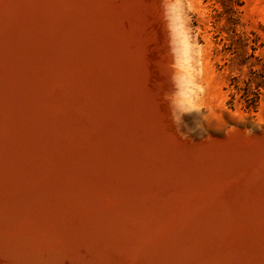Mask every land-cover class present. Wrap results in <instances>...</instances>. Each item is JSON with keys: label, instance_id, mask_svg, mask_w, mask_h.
I'll list each match as a JSON object with an SVG mask.
<instances>
[{"label": "rangeland", "instance_id": "374dc122", "mask_svg": "<svg viewBox=\"0 0 264 264\" xmlns=\"http://www.w3.org/2000/svg\"><path fill=\"white\" fill-rule=\"evenodd\" d=\"M2 1L3 0H0V2H2ZM7 1L8 0H6V2ZM63 1L64 2L60 3V0H56V1L53 0L54 6L56 5L54 8H56L57 11L54 10L53 12H51V10H48L47 13H44V14L41 12L42 14L39 13V15H41L40 19L42 20V23H44L45 25L55 24V26H57V28H58V31H60V32L62 31L59 34V36L56 37V43H58V46L60 45V42L64 43V42H67V40L71 41L74 39H76V40L78 39L80 42H82V44H84L83 45L84 47L87 45L85 47V49L88 48V50H86L87 56H89L90 62L92 61L91 64L92 63L94 64V65L92 64V68L94 69L95 75H99L101 77L103 76L104 79L107 76L106 77V79L108 80L107 82L112 84L113 88L115 87L114 89L117 90V92H118V98H121L119 100V102L116 103L118 106L116 104H112V101L110 102V100H112L113 96H112V94H110L111 89H110V87H108V85H106L107 84L106 83L105 88H106V90H108V93L103 94V96H105V98L103 97L105 102H101V105H100L101 109H100L99 104H98L100 102L99 101L96 104L91 103V104H89V106L87 105L88 110H89V108L95 109V111H98V109H100L98 112H101V110L103 111V109L104 110L106 109L105 111L107 113L109 110L112 112L114 111L116 114H118L117 116H118L119 120L121 119L120 120L121 125L119 126V128L121 130L120 132H122L126 135V136H124V139H128V140H130L129 142H132V144H130L128 142V145H130L128 147L129 149L127 148L128 145L127 146L125 145L123 148H121L122 149L121 152L123 153V155H125V154L129 155L130 157H128V158L135 157L136 158L135 161H134L135 158H132V160L134 162H137V159H138V162L143 161L139 164L141 167H143L145 169H142V168L139 170H137V168L134 169L133 168L134 165H131L134 162L129 161L128 164L130 162H132L130 164L131 166L127 165L129 168L127 167L126 169H122L124 171L123 172L119 168V165H117V167H115L117 162L114 159V154H113L112 150L110 149V147L113 145L112 144L113 142L111 143L112 144L111 146H108V145L104 146V148H103L104 150L100 146H97L95 148V154H93V157H95L97 155V153H100V155H101L103 152H104L103 153L104 156L103 155H101V156L97 155L96 158L98 160H96L95 158L92 159V157H91V159L87 158V161L85 160L84 166L87 165V167L90 168V166L94 167L96 165V167H98L97 170L101 169L100 166H103V168L101 170H99V171H101L100 173H102V172L105 173L106 172L105 170H107V172L110 174V175H107L108 173L105 174L104 180H97L96 181L98 187H99L98 184L101 183L100 188H98V187L96 188V186L95 187H91V186L88 187L85 183L80 182L81 181V180H79V178L81 177L80 175H79L80 177L78 176L77 178L72 177L73 178V179H71L72 181L73 180L76 181L75 179H78L76 182H79L78 184L76 182H73L72 186H74V187L70 186V189H71L70 196H67V197L69 198V200H72V202L67 200L68 198L66 196L62 195L63 194L62 193L59 195L62 198L56 196L57 200H60L59 198H61L60 201H56L55 195H53L52 196L53 200L51 198L52 204L48 200L47 204H46V201H45V203L42 202L40 204V207H39L40 212H42L44 215L47 214L46 216H48V213H50L49 216L51 215V217H52V214L54 215L57 212L56 213L57 216H56V214L54 215V217L56 219L54 221L50 222L49 220H52L53 217L51 218L48 216L47 222H45L43 225H41L40 230L45 229L44 230L45 232H46V230H51V231L47 232L48 235H51L55 230L54 227H56L57 230H55L56 232H54L55 235L53 234L54 236H56L58 234L56 238L59 237V234L63 235L62 233H64V232H65V234H67L66 231L69 230L71 236L76 234L75 236L79 237V238L78 237L77 238L79 239L80 243H77L79 241L74 242V236L71 238V240H73V242L76 245L78 244L79 249L81 247L82 248L80 250L77 248V252H75L76 250L74 251V249H73L72 250L73 253H69V252L65 253L64 250H63V252H61L60 250L62 248L67 247L69 249L71 247L70 245H75V244L74 243L72 244L71 241L66 240L65 243L67 244V241H68L69 245L68 244L66 245L65 243H64V245H62V243L60 242V241L63 242V240H64L62 236H60L61 238L60 237L58 238L60 240H57V242L59 241L60 243L59 242L57 243V242H55L56 238L53 237V239H51L53 236V235H51V236L44 238V242L41 241L38 243L37 246L39 247V250H38L39 254L37 255V253H36L34 259H33V257L30 258V256H29L30 259L28 257H26L27 258L26 260H28V261L30 260L28 263H31V264H45L46 263L47 264L48 263L47 260H49L48 264H55V262H56V264H57V262H58V264H62L63 262H64L63 264H65V263L66 264H72V263H74V264L79 263L80 264L83 262L82 259H84L85 256H86L85 258L88 259L89 257H87V256H90L94 252L93 249L95 250L96 247L97 248L99 247L101 250L102 249L105 250V251H100V249H98V251H99L98 253L100 254V252H101L102 255H100V256H102L104 258L103 259L99 258L100 256L98 257L97 256L98 254H95V256L98 257L99 260L95 257L94 258L96 259V261L97 260L99 262L102 261L101 264H107V262L110 260L111 261L108 262V264L109 263L110 264H114V263L115 264H124L123 262L125 260H127V261H125L127 264H129L128 261H130V263H132L134 261V262H138L135 264H140V263L142 264V260L140 262L139 255L134 252L135 251L134 249H137L138 247L141 246L140 243H142L144 245L145 249H147V250L149 249V251L151 253L156 251L155 253H153L154 255L152 257L159 260V257L161 258L164 253H165V256H167L170 254L172 249L174 251L175 248H177L178 242L176 241V239L179 236L178 232H180L181 230L183 231V229H184V227H186V225L192 226L191 224H189V223H191V220L189 218L194 217V215H196V214L201 215L203 211L206 212V214L208 215L210 212L208 210L207 204L208 203L211 204V203L215 202L218 206V209H217L218 210L217 212L219 213L218 216H220L217 218L218 221L215 224L216 228L215 227L212 228L210 226L208 227V226L202 225L200 227H197L196 230H193V232L191 231L192 233L189 232L191 235L193 234L191 237L189 236V233H187V235L189 236V237L187 236L188 239L185 238L183 240V242L181 243L182 244V247H181L182 248V251H181L182 252V256H181L182 259H181V261L178 260L176 264H178V262H180V264H223V261L227 262L226 264H243V263L244 264H264V217H262L264 215V211H263L264 210V207H263L264 206V188H262V187H264L263 186L264 183H261V182H264L263 181L264 175H262V177L261 176L260 177L259 176L254 177V175H253L252 177L247 178V179H242L243 174L239 178L236 177V176L240 175L239 172L237 171V169L238 170L239 169L244 170V172H246L247 169H253L254 170L255 168L257 169V167L260 166V164L263 162L262 160H264V136L260 140H258L257 142L252 141V143H250L249 145H247L248 143H246L245 141L244 142H242V141L237 142L236 141V140H238V137L255 139V138L259 137L260 135L264 134V94L261 96L259 103H258L256 108L250 107L247 109V108H245L244 102L240 99L241 93L237 94V91L234 88V85H238L239 87H242L244 85L243 81L249 75V69L251 67H253L255 70H257L260 68V65L262 63H264V0H188V2L191 4V7L194 9V21H193V25H192L194 27L193 32H194V35L202 43L203 50H204L203 74H202V77H199V80H200V83L205 87V96L203 98L202 103H204L206 105V107H205V110H201V112H202V114L206 113L207 122L204 125L203 130L196 129V127L198 126V123H199V121H198L199 117H197V114L192 113L190 115H185L183 117V125L180 128V132H178V130L175 128V126L170 121L171 107H170V102H169L168 97L172 94V92L174 90L173 83H172V77L174 74H176V69L173 67L174 57L170 51L169 33H168V30L166 27V21L163 17V14H162L160 0H128V1L127 0H98V1L92 0L93 3H91V0L88 2L86 0H77V1L76 0L75 1L74 0H66V1L63 0ZM72 2H76L75 5ZM26 4H27V2H26ZM13 5L16 7L19 6V4H17V3L15 5L14 1H13ZM13 5H12V7H14ZM62 5H63V7L65 5V8H63ZM68 5H70V6L73 5V6L70 7ZM90 5H92V6H90ZM16 7H14V8H16ZM73 7H75V8H73ZM175 7L178 10L179 6L177 5ZM62 9L63 10L66 9L65 10L66 13ZM68 9H70L69 13L67 12ZM31 10L32 9H31L30 5L26 7V13L27 14H31ZM73 10L75 11V14L73 13L74 12ZM63 12H64V14H63ZM69 14H70V16H69ZM76 14H77V17H76ZM62 15H64V16H62ZM80 15H82V17ZM82 18L84 19V21ZM17 22H18V20L13 25H17ZM79 23H80V25H79ZM13 25H12V27H13ZM23 25H25V24L20 23L16 26V28L13 27L14 29H12V27H11V31L15 33L16 37H18L20 34H21L20 36L22 37L23 33H24V37H26L25 31H23V30H25L22 27ZM18 26L21 28H19ZM171 27L173 28L174 41L177 44V47H176V59H177L176 67L181 68V70H183L184 66H185L184 55L186 54V41H185V46L183 48H181L179 45V40L182 36L181 30L178 28L176 23H173L171 25ZM9 29H6L5 31H2V32L6 36H8L9 33L11 32ZM81 33H84V34H81ZM63 34H67V36L64 35L62 37ZM69 35H71V36H69ZM75 35L79 38H77ZM65 37H67L68 39ZM64 39H67V40L64 41ZM129 40H131V41L129 42ZM111 42H113V43H111ZM89 43H90V45H88ZM92 46L94 48H92ZM91 48H92V52L90 51ZM93 49L95 51H97V53L95 51H93ZM112 51L113 52L115 51V52L113 53ZM91 55H93V56H91ZM82 59L86 60V59H84V56H80V60H82ZM106 60H108V62H106ZM79 63H80V61H79ZM80 64L83 65L84 62L82 61ZM119 64H121V65L117 66ZM100 67H102V68H100ZM102 69L105 71V73H103L104 71ZM108 70H110V71H108ZM101 72H102V74H101ZM116 72H118V74ZM192 74L195 75L194 72ZM177 75L180 76L181 73H178ZM25 81L28 82L29 81L28 78H26V80H24V81L21 79L22 84L19 85L20 88L17 87L15 89L18 91V94H16V97H14V98H13V96L11 97L13 104H14V105H12L13 107H17L20 104L18 107H21L20 109H23V107H22L23 103L26 106V102H28V100H26V97H25L27 95V91H28V88H27L28 84L25 83ZM14 82H17V81L11 80V83H13V85H16V83H14ZM59 82L56 81L55 83H52L47 88V90L45 91L46 94L44 95V98H46V99L49 98L51 101V97H54L53 98L54 100H56V99L58 100V98H60L62 96V93H63L62 89H61L62 86ZM185 83H190V81H185ZM23 85H25L27 87H24ZM54 87H55V89H54ZM21 90L24 91L25 95L23 92H21ZM50 92H52V93H50ZM58 92L60 93V95H58ZM22 94H23V96H22ZM232 95H234L233 101L231 100ZM19 97L23 98L24 102ZM91 105L93 107H91ZM69 111L71 114L74 115V117L77 116L74 120L80 119L79 121H83L84 115L82 116L79 113L76 114L74 110H73L74 112H71L72 109ZM233 113H235V115H233ZM0 115H1V112H0ZM80 117H83L82 120ZM194 121H195V123H194ZM1 122H2V119L0 117V126H1ZM105 133H106V130H105ZM127 134H128V136H127ZM133 135H135V137H133ZM136 135H137V138H136ZM76 138H75V140H77L78 144L75 142L74 139H72L73 142H71V140H70V142L65 141V143L69 142V144L63 143L64 146L65 145L67 146V148L65 150L70 149V151H68L69 153L72 152V153L78 154L81 151L84 152L87 149H89L88 147H93L92 144H94L93 142L96 141V139H94L93 137H92V139H91V137L86 138V137H82V136H78V138L77 139ZM79 138L82 140H80ZM106 138H107V136H106ZM132 138L136 141L132 140ZM83 139H84V141H83ZM86 139H87V142L85 141ZM148 140H150V141H148ZM105 141L107 142V140H105ZM133 141L135 142L134 143L135 145L138 144L137 143L138 141L139 142L141 141L142 143H140L139 146L138 145L135 146L133 144ZM183 141H184V143H183ZM109 142H107V143L104 142V143L110 145ZM81 143H82V145H81ZM151 143L153 144V146L151 145ZM179 143H180V145H179ZM79 144H80V146L78 147ZM87 144L89 146H86ZM147 144H149V145H147ZM181 144L182 145L184 144V145L182 146ZM191 145L192 146L194 145V146L191 147ZM81 146H82V149H81ZM114 146L115 145H113L112 147H114ZM149 146L151 147V149ZM60 147H62V146H60ZM242 147L245 149H243ZM71 148H72V151H71ZM152 148H153V150L155 149V151H154L155 153L158 151L157 153L160 155L159 158L153 157L154 155L152 154L153 153ZM112 149H114V148H112ZM93 150L94 149H92V151H90V152H93ZM150 150H152V151H150ZM208 150H209V152H208ZM62 151H64V150H62ZM143 151L144 152L147 151V152H149V154L144 153ZM208 153H210V155ZM138 154H139V156H138ZM127 155H125V156L127 157ZM146 155L148 156V159H147V157L145 158ZM206 155L208 158L206 157ZM105 156L110 157V159L105 158ZM140 156H142V157H140ZM150 156H152V157H150ZM196 156H197V158H199V157L200 158L197 159ZM101 157H104L105 159L101 158ZM151 158H153L154 160ZM261 158H262V160H261ZM99 159L101 162L103 160L105 161L106 159L110 160V162L105 161L106 162L105 163L103 161L101 164V162L99 163ZM155 159H157L156 162H155ZM90 160H92V162H93V160H96L95 162L98 161L97 163L99 165L95 162L93 164ZM161 160H162V162L160 163ZM88 161H90L92 164ZM193 161H195V162H193ZM192 162L194 164L196 163L197 165L196 164L194 165ZM234 162H235V164H234ZM249 162H251V163H249ZM88 163H90L91 165ZM103 163H105V164H103ZM108 163L110 165H112V167ZM147 164L149 165L148 167H147ZM76 165H77V163H73V165H71V166L73 169H75L78 167V165L77 166ZM200 165H202L203 167ZM228 165H229V168H228ZM71 166L69 164V167H66L68 170L66 168L65 169L61 168V169H59L60 171L58 170L55 173L59 174V172H60V173L65 175L64 171L65 172L70 171L69 172V174H70L71 171L73 170V169H71ZM170 166L172 169L170 168ZM189 166H191L192 168H190ZM255 166H257V167H255ZM153 167H154V169L155 168L156 169L153 170ZM198 167L200 170L198 169ZM222 167H223V169H222ZM147 168H148V170H147ZM202 168H204V169H202ZM233 168H235V171ZM63 169H64V171H61ZM90 169H92V168H90ZM109 169H111V170L108 171ZM195 169L197 170V172ZM116 170H118V171L115 173L114 171H116ZM203 170H205V171H203ZM212 170H213V173H212ZM136 171H138L139 174L136 175V173H137ZM139 171H141L142 173L140 174ZM146 171H148V172H146ZM150 171H151V173H150ZM155 171H156V173H155ZM244 172H242V173H244ZM100 173L97 172V174H100ZM112 173H114L115 175ZM117 173H118V175H117ZM122 173H124L123 176H122ZM69 174L66 173L67 176ZM119 174L122 177H120ZM147 174H148V177L146 176ZM187 174L189 177L187 176ZM244 174L248 175V172L244 173ZM71 175L72 174H70V176ZM132 175H134V176L132 177ZM72 176H75V175H72ZM149 176L150 177L154 176V179L149 178ZM227 176L229 178H227ZM143 177H145L144 179H145L146 183L150 181L149 183H151V184H149V183L146 184L144 182ZM203 177H204V179H203ZM213 177L215 178L216 182L218 181L217 183L215 182ZM67 178H70V177H67ZM106 178L108 180L105 181ZM155 178H156L158 184H155L156 183ZM183 178H184V180H183ZM254 178L259 179L257 181V183H256V180L255 181L253 180ZM109 179H110V181H109ZM113 179H115L114 180L115 182L113 181ZM188 179H190V180H188ZM206 179H207V181H206ZM118 180L119 181L121 180V182H119ZM125 180H127V181H125ZM141 180H142V182H141ZM152 180L153 181L155 180V182H153ZM182 180L184 182H186V181H190V182H186L184 184L182 182ZM194 180H196V182H194ZM260 180H262V181H260ZM103 181H105V184L103 183ZM170 181H172V182H170ZM199 181H201V182H199ZM106 182L107 183L109 182V184H111V183L112 184L109 186V184H106ZM143 182H144V184L142 185ZM202 182H204V183H202ZM228 182H230V183H228ZM7 183H9V182H6L5 184H7ZM120 183L123 185L121 186ZM2 184H3V182H2ZM76 184L81 186V187H79V186L77 187ZM102 184H104V185L101 187ZM189 184H190V186H189ZM230 184H231V186H230ZM67 185H68V183H67ZM138 185H140L141 187ZM157 185L160 186L161 188L158 187ZM82 186H83V188H82ZM193 186H197V187L192 188ZM202 186H203V188H201ZM204 186H206V187L204 188ZM155 187L158 189H155ZM208 187H209V189H208ZM0 188H1V185H0ZM95 188L98 190L102 189L101 190L102 192L105 190L103 193H104L105 197L107 194L108 199L105 200L104 195H102L103 193L101 191H98V190L96 191ZM143 188H144V190H142ZM179 188H181L180 191L177 190ZM260 188H261L262 192L260 191ZM31 189H33V188H31V187L29 188V186L21 187L20 189H17V191L15 192V195H13L14 196L13 198H9V197L1 198L0 199L1 200L0 201L1 206L3 205V207H5V209H6V207L9 204H11V206L14 205L16 203L15 201L17 199L25 197L26 194H28V192ZM90 189L93 190V193L92 192L90 193ZM109 189H111L112 191H110ZM118 189L122 192L123 195L126 193L124 195L125 197H122L123 195L121 194L120 191H119V196H118ZM136 189L137 190L141 189V190H139V193H137L138 191ZM174 189H175V191H174ZM204 189L207 191H205ZM129 190H130V192H129ZM155 190H157L156 191L157 193L156 192L154 193ZM159 190H161V191L159 192ZM176 190H177V193H176ZM208 190H210V191H208ZM73 191L75 193L77 192L78 194H74ZM127 191L129 192L128 194L130 195L129 198H128L129 195H127ZM142 191H143V193H141ZM96 192L97 193L99 192V193L96 194ZM105 192H106V194H105ZM110 192H112V193L114 192V194H113L114 196ZM108 193L110 195H108ZM133 193H135L137 195L134 196ZM159 193H161V194H159ZM257 193H258V195H257ZM17 194L18 195L21 194V197L17 196ZM147 194H149V196ZM150 194H152V195H150ZM156 194L161 199H159ZM71 195H73V196H71ZM80 195L82 197H80ZM97 195L99 197H101V196L103 197V201H102V202H104L103 205H101L102 202L100 201V200H102V198L99 200L98 199L99 197ZM132 195L135 198H133ZM140 195H141V197H140ZM165 195H166V197H164ZM109 196H113L111 198H113V199L115 198V200L110 199ZM148 197H150V199L151 198L154 199V197H155V199L154 200L152 199L153 201H151ZM77 198H79V199L81 198V200H79ZM91 198H93V199L96 198V199L91 200ZM140 198L143 200H141ZM133 199H134V201H136L135 204H139L138 205L139 207H137V205L135 206V204H133L134 202L132 203ZM257 199H258V201H257ZM5 200H7V202H10V203L9 204L6 203ZM84 200L86 201L87 205H86ZM125 200H126V202H125ZM244 200H246V201L244 202ZM68 201H69V203H68ZM91 201H93V202H91ZM94 201H97L98 203L100 201V203L97 204ZM106 201L108 204L106 203ZM128 201L130 203H132L133 205L127 204V203H129ZM139 201H140V203H139ZM12 202L14 204H12ZM66 202H67V204H66ZM77 202H79V203H77ZM113 202L116 204V206H118V208H116V206H115V204H113ZM150 202L151 203L153 202L156 205L153 203L151 204ZM62 203H64V204H62ZM71 203H73L74 208L73 207L71 208V206H73ZM81 203H82V205H81ZM109 204H111V207H112L111 210L110 209L108 210V208H110ZM122 204H124L123 205L124 208L127 207V205H130V207L133 209V210H131L132 213H130V214L131 215L133 214L132 216H134V218L137 219V220L130 219L131 222H130V220H128L127 223L130 222L131 224L130 223L127 224L126 227L128 229L125 230L124 233H118V234H116L117 236H115V234H114V236H115V238H114L112 235V231L108 232V233H110V235H112V236H110V238L108 237L109 240L106 237L109 235L108 233L106 234V236L102 235L103 238H102V236L99 237V236H93V235L91 236V238L90 237L86 238L87 235H85L84 233H82L83 231H81V230H83V228L81 226H79L80 225V222H79L80 217L76 218L74 216V215L78 214L77 213L78 210L79 211L81 210L80 212H82L84 215L87 212L86 216H90V215H92V213L94 214L95 211L97 212L98 209L101 211L104 210L103 209L104 207H102L100 209V205L101 206L106 205L105 207L107 209L105 208L104 211L107 210V212L109 211L108 212L109 214H112V213H115L114 212L115 210L119 211L120 208L123 209ZM158 204L159 205L161 204V205L158 206ZM42 205L47 206V209H46V207H44ZM150 205H151V208L153 207L152 209H150V207H146V206H150ZM154 205H155V207H154ZM14 206H16V205H14ZM68 206H69V210H68ZM91 206H93V207H91ZM94 206H96L97 209ZM205 207H207V208H205ZM41 208H42V210H41ZM82 208H83V210H82ZM154 208H156V209H154ZM48 209L50 210V212L48 211ZM70 209L71 210L78 209V210L76 212H75V210L72 212ZM84 209H87V210L89 209V210L87 211ZM143 209H144V211L145 210L146 211L144 212ZM0 210H1V208H0ZM156 210H158V211H156ZM241 210H243V211L241 212ZM59 211L60 212L63 211V213H64V217H63L62 212H61V214H59V217L64 219V221H63L64 226H63V222H62L63 219H61V218L60 219H61L62 225L60 224L61 222H60V219L58 217V213H60ZM66 211H70L72 213L70 214V212H69V214H70L69 215V214H67ZM104 211H103V213H104ZM136 211H138V212H136ZM142 211L144 213L140 214V212H142ZM90 212H92V213H90ZM98 212H100V211H98ZM73 213H74V215H73ZM82 213H79V214L81 215ZM103 213L100 212V213H97V215H100V214L102 215ZM144 214H146L147 216L146 215L144 216ZM104 215L107 216L108 214L105 212ZM150 215L153 217L150 218L149 217ZM233 215H234V217H233ZM77 216H79V215H77ZM132 216H131V218H133ZM142 216H144L145 220H147V223L149 224V228L151 229V230H149V232H150L149 236L141 237L140 232H142V230H143L142 228L144 225L142 226L139 224V226H138V223L140 222V220H143ZM196 216H198V215H196ZM70 217L72 219H75L76 221L70 220L71 219ZM187 217H189V218H187ZM57 218H58V220H57ZM65 218H67V220H65ZM150 219H152V220H150ZM228 219H229V221H228ZM6 220L8 221V219H6ZM56 220L59 221V223ZM222 220H224V221H222ZM1 221H2V219H0V222ZM48 221L50 222L49 224L54 225L53 228H52V225L50 226L52 229L49 228V225L47 226ZM71 221L75 222V223L73 224ZM150 221H151V223H150ZM166 221H167V224H166ZM161 222H162V224H161ZM227 222H228V225H227ZM68 223L69 224L72 223L71 224L72 227L68 228V225H66ZM237 223H239V224H237ZM230 224H232V225H230ZM235 224H236V228H238L239 231H237L236 229H233V228H235ZM247 224H249V225L247 226ZM45 225L47 226L48 229L46 228ZM74 225H76V226H74ZM66 226H67V228H66ZM136 226H137V228H136ZM165 226H167V227H165ZM253 226H254V228L256 226V228H255L256 230L251 229V228H253ZM57 227L60 229H58ZM62 227L64 230L62 229ZM230 227H232V228H230ZM65 228L68 230L65 231ZM70 228H71V230H70ZM72 228H73L74 232H73ZM178 228H179V230H177ZM239 228H241V229H239ZM243 228L246 229V232L244 231ZM75 229H76V231H75ZM138 229L140 232H138ZM204 229L206 231H203ZM77 230L81 231V232L78 231V233H80V235L77 233ZM154 230H155V232H154ZM26 231H28V233H29L30 229L28 228ZM44 231H41L40 233L42 234V233H44ZM199 231L202 233L204 232V233L200 234ZM216 231L220 232V233H218L219 235H216L217 233H214ZM17 232H12L15 234H11L8 237L9 238L8 240H7V238H5L6 240H3V241H5V243L2 242V240H0V249L1 250L4 246V245H2V243L6 244L5 245L6 248H7V245H11L10 243H12L11 239H13V236H18L19 232L18 233ZM69 232H68V234H69ZM71 232H72V234L73 233H75V234L72 235ZM137 232L139 233V235L135 234ZM194 232H195V236H194ZM198 232H199V234H198ZM258 232H259V235L260 234H263V235H260V237H258L259 236ZM113 233H115V232H113ZM159 234H160V236H159ZM163 234H164V236L161 237ZM167 234H168V236H167ZM126 235L127 236L129 235L128 238H125ZM137 235L140 237H138ZM154 235H155V237H154ZM200 235H201V237H198ZM211 235H212V237L210 238ZM231 235H232V237H231ZM29 236H31L30 233H29ZM218 236H220V242H219ZM104 237H105V239H104ZM112 237H113V240L111 239ZM77 238L75 240H77ZM89 238L92 241V243H91V241H89ZM100 238H102V239L100 240ZM141 238H142V240H141ZM161 238H163V240ZM200 238H202L203 240ZM204 238L208 239V241ZM130 239H133L132 243H131ZM50 240L52 242H49ZM150 240H152V241H150ZM160 240H162V241H160ZM169 240L170 241L172 240V242H171L172 245L169 244V242H170ZM96 241H98V242H96ZM101 241H104V242H101ZM159 241L162 243H158ZM47 242H49L51 245ZM53 242L57 243L58 245L57 244L54 245ZM105 242L108 245L107 249H108V247L109 248L111 247L110 249L112 251L109 249L108 250L105 249L106 244H105V247L103 245ZM113 242L114 243L118 242V243L114 244ZM122 242L123 243L126 242L125 245ZM194 242H197V243H194ZM93 243L95 246L93 245ZM147 243L148 244L150 243V244L148 245ZM156 243L159 245L157 246ZM216 243H218V246L215 245ZM225 243H227V244H225ZM52 244H53V247H52ZM60 244L62 246H59ZM86 244H89L90 246L86 245ZM98 244L99 245L101 244L100 246H103L104 248L100 247ZM126 245H127V247H125ZM225 245L226 246L228 245V246L226 247ZM68 246H70V247H68ZM114 246H116V248L118 247L117 254H119V257H118V255H115L117 249ZM153 246H155V248L159 249V250L157 251V250L153 249L154 248ZM215 246L217 247V249H215L216 248ZM231 246H232V248H231ZM84 247H87V248H84ZM131 247H133V248H131ZM157 247H159V248H157ZM162 247H164V248L166 247V248L164 249ZM213 247H215V248H213ZM228 247H230V248H228ZM238 247H240V248H238ZM89 248H91V249H89ZM223 248H225V249H223ZM55 249L57 251L56 253H54ZM121 249H124V250H122L124 253L120 251ZM162 249H163V251H162ZM3 250H5V248H3ZM3 250L0 251V252H2V253H0V256L1 257L3 256L2 258L0 257V261H1L0 263L2 264V262H3V264H13V263L15 264V261H13V259L11 260V258H13V256L10 253H8L7 251H3ZM89 250H91L92 253L89 252ZM229 250H231L232 252L231 251L229 252ZM66 251H68V250H66ZM83 251H84V253H83ZM106 251H107V253H106ZM109 251H110V253H109ZM187 251L188 252L190 251L191 253H188ZM207 251H208V253H207ZM59 252H60V255L65 254L64 256L63 255L61 256L62 259L60 258V255L58 254ZM78 252H79V254H77ZM86 252H88V253H86ZM125 252H127V253L134 252V253H130V256H129ZM157 252H159V254ZM200 252L202 253L203 258L201 256H199L201 254ZM217 252H219V253H217ZM45 253L48 254L49 256H47ZM52 253H54V255ZM95 253H97V252L95 251ZM25 254H27V256H28L29 253H25ZM51 254H52V256L50 257ZM81 254H84L85 256L81 255ZM112 254H114V255H112ZM132 254H135V255H132ZM156 254H157V256H156ZM189 254H191V255H189ZM195 254L198 255V257L195 256ZM225 254H228V255L230 254V255L228 257H227V255L223 256ZM4 255H5V258L8 255H10V258L8 256V258L10 259L9 262H11V261L12 262L7 263L6 261H8V260H6V259H8V258L5 259ZM56 255L59 257H56ZM80 255L82 256V259H80V257H81ZM126 255L128 257H126ZM188 255L190 257V259H188V260H191V256H192V260L195 258L193 261L191 260L192 261L191 263L189 261L185 260L186 259L185 257L189 258ZM204 255H205V257H204ZM36 256H39V257L36 258ZM115 256H116V258H115ZM42 257H43V259H42ZM69 257L72 260L68 262V260H70ZM76 257H78V258H76ZM110 257H114L115 260L117 259V261H115L113 258H110ZM218 257H220V258H218ZM67 258H68V260H66ZM74 258L77 261L74 260ZM124 258H126V259H124ZM129 258H130V260H129ZM222 258H224V259H222ZM229 258H231V259H229ZM106 259H107V262L104 263V261ZM122 259H124V260L122 261ZM138 259H139V261H138ZM183 259L185 262L183 261ZM200 259L202 261H198ZM212 259H213V261H212ZM40 260H42V261L40 262ZM232 260H234V261H232ZM51 261H52V263H51ZM98 261L95 264H97ZM113 261H115V262H113ZM216 261H218L219 263ZM181 262H183V263H181ZM211 262H214V263H211ZM28 263H26V264H28Z\"/></svg>", "mask_w": 264, "mask_h": 264}, {"label": "bare ground", "instance_id": "6f19581e", "mask_svg": "<svg viewBox=\"0 0 264 264\" xmlns=\"http://www.w3.org/2000/svg\"><path fill=\"white\" fill-rule=\"evenodd\" d=\"M13 1L15 2V5H16V3L17 4H19V6L18 7H16V6H14L13 5ZM56 1V0H55ZM66 1V0H65ZM75 1V0H74ZM77 1V0H76ZM87 2L88 1H90V0H86ZM98 1V0H97ZM128 1V0H127ZM26 2H27V4H26ZM58 2V1H57ZM61 2H64L63 0H60V3ZM71 2V1H70ZM72 3H74V5H75V3L76 2H72ZM90 3V2H89ZM91 3H93L92 2V0H91ZM111 3V2H110ZM22 4V5H21ZM67 4V3H66ZM78 4V3H77ZM76 4V5H77ZM109 4V3H108ZM12 5L14 6V7H16V8H14V7H12ZM31 6V14H27L26 13V7L27 6ZM97 5V4H96ZM56 6V5H55ZM54 6V2H53V0H8L7 2H6V0H3L2 2H0V112H1V115H0V117H1V119H2V122H1V126H0V185H1V190H0V199L1 198H5V197H9V198H13L14 196L13 195H15V192L17 191V189H20L21 187H27V186H29V188L31 187V188H33V189H31L29 192H28V194H26V196L25 197H22V198H19V199H17L15 202V204L12 202V204H14V205H16V206H14V205H12L11 206V204H9L10 202H7V200H5V202L6 203H8L9 205V207L7 206L6 207V209H5V207H3V205L1 206V204H0V208H1V210H0V219H2V221L0 222V240H2V242H4L5 243V241H3V240H6L5 238H7V240L9 239L8 237L11 235V234H15V233H12V232H17L18 233V236H13V239H11L10 241L12 242V243H10L11 245H7V248L5 247V245L6 244H3L2 242V245H4L3 246V248H5V250H3V248H2V250L3 251H7L8 253H10L12 256H13V258H11V260L13 259V261H15V264H26V263H28L29 261L28 260H26L27 258L26 257H28L29 258V256H30V258H32L33 257V259L35 258V255H36V253H37V255L39 254L38 253V250H39V247L37 246L38 245V243L39 242H44V238H46V237H48V236H51V235H53L54 234V232H56L55 230H57L56 229V227H54V232L51 234V235H48V231H51V230H46V232L44 231L45 229H43V230H40V228H41V225H43L45 222H47V217L49 216V214L50 213H48V216H46V215H44L42 212H40V209H39V207H40V204L42 203V202H44L45 203V201H46V204H47V201L49 200L50 202L53 200V198H52V196L53 195H55V198H56V196H58V197H61V196H59L60 194H62V195H64V196H70V192H71V189H70V186H72V184H73V182H76L78 179H75L76 181H72L71 179H73L72 177H78L79 175L81 176H79L80 178H79V180H81L80 182H82V183H85L88 187H95L96 186V188L98 187L97 186V183H96V181L97 180H104V178H105V174H107L108 172H107V170H105L106 172L104 173V172H102V173H100L101 171H99V170H101L102 168H103V166H100L101 167V169H99V170H97V168L98 167H96V165L93 167H91L90 166V168H92V169H90V168H88L87 167V165H85L84 166V164H85V160L87 161V158H90L91 159V157H92V159L93 158H95L96 160H98L97 158H96V156L98 155H100V153H97V155L95 156V157H93V154H95V148L97 147V146H100L102 149L104 148V146H111L112 144L113 145H115L114 147H110V149L112 150V152H113V154H114V159L116 160V162H117V164H116V166L115 167H117V165H119V168L122 170V169H126L128 166L127 165H130L132 162H134L135 160H136V158L135 157H131V158H128V157H130L129 155H127V154H125V155H127V157L125 156V155H123V153L121 152L122 151V149L121 148H123L125 145L127 146L128 145V142L130 141V140H128V139H124V136H126L124 133H122V132H120L121 130H120V128H119V126L121 125L120 124V120H119V118H118V114H116L114 111L112 112V111H109L108 110V113L103 109V111L101 110V112H98L100 109H101V107H100V105H101V102H105L104 101V98H105V96H103V94H105V93H108V90H106V86H105V84L106 85H108V87H110V89H111V93L110 94H112V96H113V98H112V100H110V102L112 101V104H116V103H118L119 102V100L121 99V98H118V92H117V90H115L114 88H113V86H112V84H110V83H108L107 81V79H106V77H105V79L103 78V76L101 77V76H99V75H95V73H94V69L92 68V64H91V62H90V58H89V56H87V52H86V50H88V48L87 49H85V47L87 46H83L84 44H82V42H80L78 39L76 40V39H74V40H71V41H68L67 39V37H65V38H67V39H64V41H66L67 40V42H64V43H62V42H60V45L58 46V43H56V37H58L59 36V34L62 32H60V31H58V28H57V26H55V24H48V25H45L44 23H42V20L40 19L41 17V15H39V13L40 14H44V13H47V11L48 10H51V12H53L54 10L55 11H57V9L56 8H54L55 7ZM68 6H70V5H68ZM73 6V5H72ZM72 6H70V7H72ZM90 6H92V5H90ZM94 6V5H93ZM62 7H63V5H62ZM69 7V8H70ZM76 7V6H75ZM75 7H73V8H75ZM121 7V6H120ZM59 8V7H58ZM63 8H65V5H64V7ZM68 8V7H67ZM95 8V7H94ZM47 9V10H46ZM88 9V8H87ZM118 9V8H117ZM61 10V9H60ZM63 10V9H62ZM66 10V9H65ZM65 10H63L64 12H65ZM69 10L70 9H68V13H69ZM30 11V10H29ZM74 11V10H73ZM132 11V10H131ZM15 12V13H14ZM42 12V13H41ZM64 12H63V14H64ZM29 13V12H28ZM66 13V12H65ZM72 13V12H71ZM74 14H75V11L73 12ZM73 14V15H74ZM78 14V13H77ZM77 14H76V17H77ZM125 15V14H124ZM62 16H64V15H62ZM69 16H70V14H69ZM72 16V15H71ZM81 17H82V15H80ZM68 17V16H67ZM66 18V17H65ZM116 18V17H115ZM133 18V17H132ZM141 18V17H140ZM67 19V18H66ZM71 19V18H70ZM79 19V18H78ZM81 19V18H80ZM83 19V18H82ZM118 19V18H117ZM18 20V22H17V25L18 24H20V23H24L25 25H23L22 27H23V29H25V30H23V31H25V36L26 37H24V33L22 34V37L19 35L18 37H16L15 36V33L14 32H12L11 31V27H12V25L16 22ZM23 20V21H22ZM86 20V19H85ZM137 20V19H136ZM83 21H84V19H83ZM82 21V22H83ZM126 22V21H125ZM84 23V22H83ZM82 23V24H83ZM129 23V22H128ZM78 24V23H77ZM3 25V26H2ZM17 25H13V27H15L16 28V26ZM79 25H80V23H79ZM6 26V27H5ZM86 26V25H85ZM123 26V25H122ZM12 27V29H14ZM19 27V26H18ZM10 28V29H9ZM19 28H21V27H19ZM83 28V27H82ZM6 29H9L11 32L9 33V35L8 36H6L2 31H5ZM75 29V28H74ZM16 30V29H15ZM22 30V29H21ZM19 31V30H18ZM129 31V30H128ZM146 31V30H145ZM2 32V33H1ZM67 32V31H66ZM80 32V31H79ZM143 32V31H142ZM21 33V32H20ZM99 33V32H98ZM129 33V32H128ZM144 33V32H143ZM77 34V33H76ZM80 34V33H79ZM81 34H84V33H81ZM64 35H66L67 36V34H63L62 35V37L64 36ZM78 35V34H77ZM142 35V34H141ZM140 35V36H141ZM69 36H71V35H69ZM76 36V35H75ZM83 36V35H82ZM88 36V35H87ZM93 36V35H92ZM138 36V35H137ZM77 37V36H76ZM129 37V36H128ZM72 38V37H71ZM77 38H79V37H77ZM87 38V37H86ZM145 38V37H144ZM62 39V38H61ZM81 40V39H80ZM141 40V39H140ZM143 40V39H142ZM63 41V40H62ZM131 40H129V42H130ZM92 42V41H91ZM90 42V43H91ZM63 45H62V44ZM90 43L88 44V45H90ZM96 43V42H95ZM111 43H113V42H111ZM137 44V43H136ZM93 45V44H92ZM97 45V44H96ZM128 45V44H127ZM139 45V44H138ZM104 46V45H103ZM142 46V45H141ZM92 48H94L93 46H92ZM92 48H91V52H92ZM112 50V49H111ZM123 50V49H122ZM93 51H95L94 49H93ZM149 51V50H148ZM152 51V50H151ZM96 53H97V51H95ZM106 52V51H105ZM113 52V51H112ZM115 52V51H114ZM113 52V53H114ZM94 53V52H93ZM104 53V52H103ZM131 53V52H130ZM149 53V52H148ZM107 54V53H106ZM84 56V59H86V60H80V56ZM96 55V54H95ZM110 55V54H109ZM88 58H87V57ZM91 56H93V55H91ZM107 56V55H106ZM131 56V55H130ZM146 56V55H145ZM104 57V56H103ZM118 57V56H117ZM97 58V57H96ZM146 58V57H145ZM92 59V58H91ZM110 59V58H109ZM117 59V58H116ZM98 60V59H97ZM118 60V59H117ZM148 60V59H147ZM79 61H80V63L83 61L84 62V64L83 65H81L80 63H79ZM149 61V60H148ZM102 62V61H101ZM106 62H108V60H106ZM105 62V63H106ZM111 62V61H110ZM121 62V61H120ZM119 62V63H120ZM108 64V63H107ZM94 65V64H93ZM121 64H119V65H117V66H120ZM142 66V65H141ZM106 67V66H105ZM97 68V67H96ZM100 68H102V67H100ZM104 69V68H103ZM102 69V70H103ZM114 69V68H113ZM155 69V68H154ZM116 70V69H115ZM98 71V70H97ZM104 71V70H103ZM107 71V70H106ZM108 71H110V70H108ZM117 71V70H116ZM113 72V71H112ZM103 73H105V71L103 72ZM111 73V72H110ZM117 74H118V72H116ZM101 74H102V72H101ZM177 74V73H176ZM117 76V75H116ZM26 78H28V82H26L25 81V83H27L28 85V87L27 86H25V85H23L24 87H27L28 88V91H27V95L25 96L26 97V100H28V102H26V106L24 105V100H23V98H20L22 101V103H23V109H20L21 107H13L12 105H14L13 104V101H12V96H13V98L14 97H16V94H18V91L17 90H15L17 87H19V85H21L22 84V82H21V79L24 81V80H26ZM121 78V77H120ZM113 79V78H112ZM11 80H15V81H17V82H14V83H16V85H13V83H11ZM62 80V81H61ZM56 81H60L59 83L61 84V86H62V96L60 97V98H58V100L56 99V100H54L53 98L54 97H51V101H50V99L48 98V99H46V98H44V95L46 94L45 93V91L47 90V88L52 84V83H55ZM105 82V83H104ZM19 83V84H18ZM30 85V86H29ZM57 85V84H56ZM23 87V88H24ZM20 88V87H19ZM58 88V87H57ZM56 88V89H57ZM60 88V87H59ZM132 88V87H131ZM54 89H55V87H54ZM25 90V89H24ZM49 90V89H48ZM167 90V89H166ZM26 91V90H25ZM55 91V90H54ZM21 92H23L24 93V91H22L21 90ZM48 92V91H47ZM53 92V91H52ZM52 92H50V93H52ZM61 92V91H60ZM54 93V92H53ZM21 94V93H20ZM122 94V93H121ZM24 95H25V93H24ZM58 95H60V93L58 92ZM57 95V96H58ZM133 95V94H132ZM141 95V94H140ZM154 95V94H153ZM22 96H23V94H22ZM56 96V95H55ZM59 97V96H58ZM104 97V98H103ZM156 97V96H155ZM19 99V100H20ZM25 99V98H24ZM151 99V98H150ZM53 100V101H52ZM100 101V102H99ZM20 102V103H21ZM97 102H99L98 104H99V107H100V109H98V111H95V109H91V108H89V110H88V106H89V104H91V103H94V104H96ZM138 102V101H137ZM145 102V101H144ZM148 102V101H147ZM150 102V101H149ZM152 102V101H151ZM21 103V104H22ZM161 103V102H160ZM109 104V103H108ZM88 105V106H87ZM117 105V104H116ZM148 105V104H147ZM25 106V107H24ZM118 106V105H117ZM116 106V107H117ZM91 107H93L92 105H91ZM115 107V108H116ZM140 108V107H139ZM72 109V111L71 112H74L75 111V113L76 114H81L83 117H84V119H83V121H79V120H74L76 117H74V115L73 114H71L70 113V111L69 110H71ZM144 109V108H143ZM74 110V111H73ZM133 111V110H132ZM142 112V111H141ZM140 112V113H141ZM151 113V112H150ZM121 114V113H120ZM137 114V113H136ZM80 115V116H81ZM134 115V114H133ZM136 116V115H135ZM83 117H80L81 118V120H82V118ZM160 119V118H159ZM85 120V121H84ZM150 126V125H149ZM159 126V125H158ZM134 128V127H133ZM105 130H106V133H105ZM160 130V129H159ZM143 132V131H142ZM168 132V131H167ZM132 135V134H131ZM254 135V134H253ZM78 136H82V137H88V138H90L91 137V139H92V137L94 138V139H96V141L95 142H93L94 144H92L93 145V147H88L89 149H87L86 151H84V152H79L78 154H76V153H69L68 151H70V149H67V150H65L66 148H67V146L65 147L64 146V144L63 143H65V141H69L70 142V140H71V142H73V140L72 139H74L75 140V138L77 137L78 138ZM106 136H107V138H106ZM127 136H128V134H127ZM130 136V135H129ZM133 137H135V135H133ZM141 137V136H140ZM76 138V139H77ZM136 138H137V135H136ZM80 139V138H79ZM80 140H82V139H80ZM79 140V141H80ZM90 140V139H89ZM105 140H107V142H109L110 143V145L109 144H105V143H107ZM109 140V141H108ZM132 140H134L133 138H132ZM152 140V139H151ZM78 141V142H79ZM83 141H84V139H83ZM86 142H87V139L85 140ZM105 143H104V142ZM134 141H136V140H134ZM133 141V144L135 143ZM148 141H150V140H148ZM147 141V142H148ZM69 142H67L68 144H69ZM75 142L77 143V140H75ZM85 142V143H86ZM113 142V143H112ZM171 142V141H170ZM188 142V141H187ZM67 143H65V144H67ZM80 143V142H79ZM112 143V144H111ZM130 144H132V142H129ZM138 144H134L135 146H139V144L140 143H142L141 141L139 142H137ZM150 143V142H149ZM183 143H184V141H183ZM71 144V143H70ZM78 144V143H77ZM194 144V143H193ZM81 145H82V143H81ZM91 145V146H92ZM147 145H149V144H147ZM151 145L153 146V144L151 143ZM150 145V146H151ZM166 145V144H165ZM179 145H180V143H179ZM182 145V144H181ZM184 145V144H183ZM182 145V146H183ZM201 145V144H200ZM205 145V144H204ZM60 146H62V147H60ZM71 146V145H70ZM80 146V144L78 145V147ZM86 146H89L88 144L86 145ZM130 145H128L127 146V148L129 147ZM149 146V147H150ZM194 146V145H193ZM192 145H191V147H193ZM76 147V146H75ZM170 147V146H169ZM86 148V147H85ZM112 148H114V149H112ZM137 148V147H136ZM141 148V147H140ZM155 148V147H154ZM206 148V147H205ZM204 148V149H205ZM81 149H82V146H81ZM92 149H94L93 150V152H90V151H92ZM129 149V148H128ZM150 149H151V147H150ZM62 150H64V151H62ZM104 150V149H103ZM131 150V149H130ZM152 150H153V148H152ZM152 150H150V151H152ZM158 150V149H157ZM67 151V152H66ZM71 151H72V148H71ZM141 151V150H140ZM149 151V150H148ZM155 151V149L153 150V157L154 158H159V154L156 152H154ZM102 152V151H101ZM133 152V151H132ZM142 152V151H141ZM144 152V151H143ZM205 152V151H204ZM208 152H209V150H208ZM227 152V151H226ZM104 153V152H103ZM103 153L101 154V155H103ZM128 153V152H127ZM130 153V152H129ZM138 153V152H137ZM136 153V154H137ZM144 153H148L149 154V152H144ZM143 153V154H144ZM109 154V153H108ZM140 154V153H139ZM139 154H138V156H139ZM142 154V153H141ZM209 155H210V153H208ZM100 155V156H101ZM131 155V154H130ZM104 156V155H103ZM108 156V155H107ZM144 156V155H143ZM140 157H142V156H140ZM147 157V159H148V156L146 155L145 156V158ZM150 157H152V156H150ZM206 157H207V155H206ZM212 157V156H211ZM243 157V156H242ZM100 158V157H99ZM101 158H104V157H101ZM105 158H108V159H110V157H106L105 156ZM104 158V159H105ZM132 158H135L134 159V161L132 160ZM144 158V157H143ZM196 158H197V156H196ZM200 158V157H199ZM199 158H197V159H199ZM208 158V157H207ZM227 158V157H226ZM232 158V157H231ZM260 158V157H259ZM108 159H106L105 161L107 162H110V160H108ZM113 159V158H112ZM150 159V158H149ZM151 159H153V158H151ZM168 159V158H167ZM96 160H93V162H92V160H90L93 164H94V162L96 161ZM154 160V159H153ZM160 160V159H159ZM196 160V159H195ZM209 160V159H208ZM225 160V159H224ZM261 160H262V158H261ZM76 161V162H75ZM90 161H88V162H90ZM104 161V160H103ZM102 161V162H103ZM104 161V162H105ZM129 161H132V162H130L129 164H128V162ZM151 161V160H150ZM157 161V159H155V162ZM258 161V160H257ZM263 162L260 164V166H255V167H257V169L255 170H253V169H247V171L246 172H244V170H241V169H237V171L239 172V174L240 175H238V176H236V177H240L242 174V176H243V178L242 179H247V178H250V177H252L253 175H254V177H257V176H261L262 177V175H264V160H262ZM90 162V163H91ZM98 162V161H97ZM97 162H95V163H97ZM101 161H100V159H99V163H100ZM102 162H101V164H102ZM105 162V163H106ZM115 162V163H116ZM141 162H143V161H140V162H138V159H137V162H134V163H132L131 165H134L133 166V168L135 169V168H137V170H139V169H145V168H143V167H141L140 166V164L139 163H141ZM152 162V161H151ZM162 162V160L160 161V163ZM165 162V161H164ZM193 162H195V161H193ZM192 162V163H193ZM218 162V161H217ZM72 163V164H71ZM73 163H77V165H78V167L77 168H75V169H73L72 168V166L71 165H73ZM90 163H88V164H90ZM91 163V164H92ZM105 163H103V164H105ZM113 163V162H112ZM111 163V164H112ZM114 163V164H115ZM136 163V164H135ZM146 163V162H145ZM188 163V162H187ZM198 163V162H197ZM204 163V162H203ZM211 163V162H210ZM233 163V162H232ZM249 163H251V162H249ZM257 163V162H256ZM69 164H70V166H71V169H73L72 171H71V173L70 174H72V175H75V176H70V174H69V172H65L64 171V169L66 168V167H69ZM90 164V165H91ZM98 164V163H97ZM109 164V163H108ZM154 164V163H153ZM186 164V163H185ZM189 164V163H188ZM194 164V163H193ZM196 164V163H195ZM194 164V165H195ZM227 164V163H226ZM234 164H235V162H234ZM59 167H58V166ZM76 165V166H77ZM99 165V164H98ZM107 165V164H106ZM110 165V164H109ZM130 165V166H131ZM144 165V164H143ZM161 165V164H160ZM197 165V164H196ZM56 166V167H55ZM108 166V165H107ZM106 166V167H107ZM111 167H112V165H110ZM149 165L147 164V167H148ZM158 166V165H157ZM193 166V165H192ZM200 166H202V165H200ZM241 166V165H240ZM244 166V165H243ZM252 166V165H251ZM58 167V168H57ZM109 167V166H108ZM114 167V166H113ZM145 167V166H144ZM156 167V166H155ZM188 167V166H187ZM190 168H192L191 166H189ZM203 167V166H202ZM216 167V166H215ZM218 167V166H217ZM61 168H64L63 170H61V171H64V173H65V175L64 174H62V173H60L59 172V174L58 173H55V172H57L59 169H61ZM95 168V169H94ZM129 168V167H128ZM166 168V167H165ZM170 168H171V166H170ZM194 168V167H193ZM206 168V167H205ZM228 168H229V165H228ZM227 168V169H228ZM232 168V167H231ZM53 169V170H52ZM67 169V168H66ZM117 169V168H116ZM156 169V168H155ZM154 169V167H153V170H155ZM172 169V168H171ZM178 169V168H177ZM197 169V168H196ZM195 169V170H196ZM198 169H199V167H198ZM202 169H204V168H202ZM201 169V170H202ZM222 169H223V167H222ZM234 169V171H235V168H233ZM68 170V169H67ZM104 170V169H103ZM111 169H109L108 171H110ZM147 170H148V168H147ZM194 170V169H193ZM200 170V169H199ZM207 170V169H206ZM60 171V170H59ZM118 170H116V171H114L115 173L117 172ZM123 171V170H122ZM121 171V172H122ZM190 171V170H189ZM203 171H205V170H203ZM209 171V170H208ZM229 171V170H228ZM231 171V170H230ZM46 172V173H45ZM94 172V173H93ZM97 172L98 173H100V174H97ZM124 172V171H123ZM132 172V171H131ZM137 173H136V175L137 174H139L138 173V171H136ZM140 172V174L142 173L141 171H139ZM146 172H148V171H146ZM196 172H197V170H196ZM210 172V171H209ZM227 172V171H226ZM242 172H244V173H247L248 172V175H245L244 173H242ZM66 173H68L69 175L67 176L66 175ZM76 173V174H75ZM128 173V172H127ZM150 173H151V171H150ZM155 173H156V171H155ZM191 173V172H190ZM200 173V172H199ZM212 173H213V170H212ZM211 173V174H212ZM220 173V172H219ZM112 174H114V173H112ZM123 174L124 173H122V176H123ZM198 174V173H197ZM205 174V173H204ZM232 174V173H231ZM107 175H110L109 173L107 174ZM115 175V174H114ZM117 175H118V173H117ZM120 175V174H119ZM191 175V174H190ZM195 175V174H194ZM202 175V174H201ZM219 175V174H218ZM245 175V176H244ZM121 175H120V177H122ZM134 175H132V177H133ZM147 177H148V174L146 175ZM184 176V175H183ZM187 176H188V174H187ZM229 176V175H228ZM227 176V178H229ZM67 177H70V178H67ZM157 177V176H156ZM189 177V176H188ZM192 177V176H191ZM205 177V176H204ZM204 177H203V179H204ZM209 177V176H208ZM233 177V176H232ZM130 178V177H129ZM128 178V179H129ZM145 177H143V179H144ZM149 178H153L154 179V176L153 177H150L149 176ZM201 178V177H200ZM199 178V179H200ZM207 178V177H206ZM214 178V177H213ZM235 178V177H234ZM237 178V179H238ZM63 179V180H62ZM142 179V178H141ZM142 179V180H143ZM147 179V178H146ZM162 179V178H161ZM164 179V178H163ZM170 179V178H169ZM168 179V180H169ZM106 180H108L107 178L105 179V181ZM115 179H113V181H114ZM130 180V179H129ZM142 180H141V182H142ZM155 180H156V178H155ZM155 180L153 181V182H155ZM183 180H184V178H183ZM182 180V182L185 184L186 182H190V181H186V182H184ZM188 180H190V179H188ZM214 180H215V178H214ZM220 180V179H219ZM249 180V179H248ZM247 180V181H248ZM254 181L256 180V183H257V181L259 180V179H253ZM105 181H103V183L105 184ZM109 181H110V179H109ZM112 181V180H111ZM112 181V182H113ZM119 181V180H118ZM125 181H127V180H125ZM181 181V180H180ZM203 181V180H202ZM206 181H207V179H206ZM221 181V180H220ZM238 181V180H237ZM260 181H262V180H260ZM264 181V180H263ZM2 182H3V184H2ZM6 182H9V183H7V184H5ZM101 182V181H100ZM115 182V181H114ZM117 182V181H116ZM119 182H121V180L119 181ZM144 182H145V179H144ZM144 182L142 183V185L144 184ZM150 182V181H149ZM149 182H147V183H149ZM152 182V183H153ZM170 182H172V181H170ZM194 182H196V180H194ZM198 182V181H197ZM199 182H201V181H199ZM215 182H216V180H215ZM218 182V181H217ZM216 182V183H217ZM233 182V181H232ZM243 182V181H242ZM67 183H68V185H67ZM77 184L79 183V182H76ZM111 183V182H110ZM146 183V182H145ZM146 183V184H147ZM164 183V182H163ZM202 183H204V182H202ZM228 183H230V182H228ZM235 183V182H234ZM260 183V182H259ZM261 183H264V182H261ZM65 184V185H64ZM76 184V185H77ZM101 184V183H100ZM100 184H98L99 185V187L98 188H100ZM104 184H102L101 185V187L104 185ZM106 184H109V182L107 183L106 182ZM112 184V183H111ZM111 184H109V186L111 185ZM130 184V183H129ZM149 184H151V183H149ZM155 184H158L157 183V180H156V183ZM188 184V183H187ZM195 184V183H194ZM193 184V185H194ZM201 184V183H200ZM67 185V186H66ZM75 185V186H76ZM120 185L122 186L123 184H121L120 183ZM165 185V184H164ZM203 185V184H202ZM213 185V184H212ZM256 185V184H255ZM262 185V184H261ZM79 185H77V187H78ZM114 186V185H113ZM138 186H140V185H138ZM154 186V185H153ZM158 186V185H157ZM174 186V185H173ZM188 186V185H187ZM189 186H190V184H189ZM209 186V185H208ZM230 186H231V184H230ZM248 186V185H247ZM253 186V185H252ZM263 186H264V184H263ZM72 187H74V186H72ZM79 187H81V186H79ZM141 187V186H140ZM147 187V186H146ZM158 187H160V186H158ZM180 187V186H179ZM194 187H197V186H193L192 188H194ZM206 186H204V188H205ZM224 187V186H223ZM82 188H83V186H82ZM95 188V189H96ZM114 188V187H113ZM124 188V187H123ZM161 188V187H160ZM165 188V187H164ZM174 188V187H173ZM178 188V187H177ZM201 188H203V186L201 187ZM249 188V187H248ZM262 188H264V187H262ZM78 189V188H77ZM93 189V188H92ZM149 189V188H148ZM152 189V188H151ZM155 189H158V188H156L155 187ZM180 189L181 188H179V189H177L178 191H180ZM200 189V188H199ZM208 189H209V187H208ZM212 189V188H211ZM210 189V190H211ZM74 190V189H73ZM79 190V189H78ZM77 190V191H78ZM94 190V189H93ZM93 190H91L90 189V193L92 192L93 193ZM98 189H96V191H97ZM102 190V189H101ZM101 190H98V191H101ZM110 191H112L111 189H109ZM137 190V189H136ZM139 190H141V189H138L137 191V193H139ZM142 190H144V188L142 189ZM173 190V189H172ZM177 190H176V193H177ZM205 190V189H204ZM210 190H208V191H210ZM224 190V189H223ZM259 190V189H258ZM257 190V191H258ZM95 191V190H94ZM105 191V190H104ZM103 191V192H104ZM119 189H118V196H119ZM132 191V190H131ZM157 190H155L154 191V193L156 192ZM161 190H159V192H160ZM174 191H175V189H174ZM205 191H207V190H205ZM255 191V190H254ZM256 191V192H257ZM260 191L262 192V190H261V188H260ZM20 192V191H19ZM61 192V193H60ZM85 192V191H84ZM102 192V191H101ZM102 192V193H103ZM115 192V191H114ZM114 192L112 193V192H110L112 195L114 194ZM121 192V191H120ZM124 192V191H123ZM129 192H130V190H129ZM128 191H127V195H129L128 193H129ZM150 192V191H149ZM148 192V193H149ZM225 192V191H224ZM73 193L74 194H78L77 192L75 193L74 191H73ZM72 193V194H73ZM99 193V192H98ZM97 192H96V194H98ZM125 193V192H124ZM141 193H143V191L141 192ZM157 193V192H156ZM174 193V192H173ZM105 194H106V192H105ZM121 194H122V192H121ZM120 194V195H121ZM126 194V193H125ZM124 194V195H125ZM134 194V196L135 195H137V194H135V193H133ZM159 194H161V193H159ZM260 194V193H259ZM102 195H104V193L102 194ZM108 195H110L109 193H108ZM123 195V194H122ZM122 196V197H125V196ZM148 196H149V194H147ZM150 195H152V194H150ZM154 195V194H153ZM157 195V194H156ZM155 195V196H156ZM221 195V194H220ZM257 195H258V193H257ZM17 196H20L21 197V194L20 195H18L17 194ZM71 196H73V195H71ZM78 196V195H77ZM76 196V197H77ZM90 196V195H89ZM88 196V197H89ZM98 196V195H97ZM101 196V195H100ZM114 196V195H113ZM113 196H109L110 197V199H113V198H111V197H113ZM133 196V195H132ZM133 196V198H135ZM139 196V195H138ZM137 196V197H138ZM143 196V195H142ZM219 196V195H218ZM80 197H82L81 195H80ZM99 197V196H98ZM104 197H105V195H104ZM130 197V195L128 196V198ZM140 197H141V195H140ZM151 197V196H150ZM150 197H148L149 199H150ZM157 197H158V195H157ZM163 197V196H162ZM164 197H166V195L164 196ZM163 197V198H164ZM18 198V197H17ZM51 198H52V200H51ZM62 198V197H61ZM61 198H59L60 200H61ZM64 198V197H63ZM68 198V197H67ZM87 198V197H86ZM90 198V197H89ZM97 198V197H96ZM95 198V199H96ZM102 198V200H100ZM120 198V197H119ZM118 198V199H119ZM127 198V197H126ZM159 199H161L160 197H158ZM77 199H79V198H77ZM83 199V198H82ZM93 198H91V200H92ZM95 199H93V200H95ZM101 202L103 201V197L101 196V197H99L98 198ZM97 199V200H98ZM106 199H108V196H107V194H106V197H105V200ZM122 199V198H121ZM124 199V198H123ZM137 199V198H136ZM139 199V198H138ZM141 199V198H140ZM153 198H151L150 200L151 201H153L154 199H155V197H154V199L152 200ZM157 199V198H156ZM158 199V200H159ZM213 199V198H212ZM263 199V198H262ZM4 200V199H3ZM56 201H60V200H57V198L55 199ZM66 200V199H65ZM67 200H69V198L67 199ZM66 200V201H67ZM79 200H81V198L79 199ZM113 200H115V198L113 199ZM141 200H143V199H141ZM140 200V201H141ZM149 200V201H150ZM1 201V200H0ZM10 201V200H9ZM69 201H71L72 202V200H69ZM69 201H68V203H69ZM85 201V200H84ZM83 201V202H84ZM89 201V200H88ZM100 201H99V203H100ZM140 201H139V203H140ZM156 201V200H155ZM154 201V202H155ZM163 201V200H162ZM161 201V202H162ZM168 201V200H167ZM246 200H244V202H245ZM257 201H258V199H257ZM91 202H93V201H91ZM94 202H96L97 204H99L97 201H94ZM109 202V201H108ZM123 202V201H122ZM125 202H126V200H125ZM124 202V203H125ZM129 202V201H128ZM134 202V203H133ZM135 202L136 201H134V199L132 200V203L133 204H135ZM142 202V201H141ZM160 202V203H161ZM77 203H79V202H77ZM85 203H86V201H85ZM106 203H107V201H106ZM119 203V202H118ZM132 203H127V204H131V205H133ZM151 203V202H150ZM149 203V204H150ZM153 203V202H152ZM151 203V204H152ZM193 203V202H192ZM258 203V202H257ZM51 204H52V202H51ZM62 204H64V203H62ZM66 204H67V202H66ZM72 205H73V203H71ZM70 204V205H71ZM96 204V205H97ZM104 204V202H102V204L101 205H103ZM108 204V203H107ZM106 204V205H107ZM112 204V203H111ZM111 204H109L108 206L110 207V208H108V210L110 209L111 210ZM113 204H115L114 202H113ZM142 204V203H141ZM153 204H155V203H153ZM207 204V203H206ZM245 204V203H244ZM261 204V203H260ZM57 205V204H56ZM69 205V206H70ZM81 205H82V203H81ZM84 205V204H83ZM86 205H87V203H86ZM100 205V209L102 208V207H104L103 209L105 210V206L106 205H104V206H101ZM123 205L124 204H122V207H123ZM137 205V207H139L138 205L139 204H135V206ZM156 205V204H155ZM155 205H154V207H155ZM161 205V204H160ZM159 204H158V206H160ZM253 205V204H252ZM6 206V205H5ZM42 206H44V205H42ZM69 206H68V210H69ZM90 206V205H89ZM98 206V205H97ZM114 206V205H113ZM115 206H116V204H115ZM126 206V205H125ZM170 206V205H169ZM206 206V205H205ZM207 206H208V210H209V214L207 215L206 214V212H202V214L201 215H199V214H196V215H198V216H196V215H194V217H191V218H189V217H187V218H189L190 220H191V223H189V224H191L192 226H188V225H186V227H184V229H183V231L181 230L180 232H178L179 233V236H178V238L176 239V241L178 242V246H177V248H175V250L173 251V249H172V253L170 252V254L169 255H167V256H165V253L162 255V257L160 258L159 257V260H157L156 258H153L152 256L154 255L153 253H155L156 251H152L153 253H151L150 251H149V249L147 250V249H145L144 248V245L142 244V243H140V247H138L137 249H134L135 251V253L136 254H138L139 255V259H140V262H141V260H142V264H176L177 263V261L179 260V261H181V259H182V242H183V240L186 238V239H188L187 238V233H192L193 232V230H196L197 229V227H200V226H202V225H205V226H210V227H215L216 228V223H217V221H218V217H220V216H218L219 215V213L217 212L218 210V206H217V204L215 203V202H213V203H211V204H207ZM44 207H46V209H47V206H44ZM60 207V206H59ZM74 208V205L73 206H71V208ZM87 207V206H86ZM91 207H93V206H91ZM94 207H96V206H94ZM146 207H150V209H152L151 208V205L150 206H146ZM145 207V208H146ZM262 207V206H261ZM264 207V206H263ZM262 207V208H263ZM80 208V207H79ZM99 208V207H98ZM116 208H118V206H116ZM142 208V207H141ZM140 208V209H141ZM164 208V207H163ZM166 208V207H165ZM205 208H207V207H205ZM244 208V207H243ZM260 208V207H259ZM261 208V209H262ZM92 209V208H91ZM96 209H97V207H96ZM107 209V208H106ZM114 209V208H113ZM149 209V208H148ZM154 209H156V208H154ZM255 209V208H254ZM41 210H42V208H41ZM52 210V209H51ZM64 210V209H63ZM71 210V209H70ZM75 210V212L78 210V209H74ZM74 210H71L72 212L74 211ZM82 210H83V208H82ZM84 210H87V209H84ZM89 210V209H88ZM87 210V211H88ZM103 210V211H104ZM131 210H133L131 207H130V205H127V207H123V209H121L120 208V210L119 211H114L115 213H112V214H109L108 212H107V210L106 211H104V213L106 212L108 215L107 216H105L104 215V213H103V211H101V210H99L98 209V211H100L101 213H103L102 215L100 214V215H97V213H100V212H96L95 210V213L93 214L92 212H90V213H92V215H90V216H86V214H87V212H86V214L84 215L82 212H80L79 210H78V214L77 215H79V216H77V215H74V213H73V215L76 217V218H78V217H80V225L79 226H81L82 228H83V230H81V231H83L82 233H84L85 235H87L86 236V238L87 237H90L91 238V236L93 235V236H102V235H105L106 236V234L108 233V232H111L112 231V235H113V237L115 238V236H117L116 234H118V233H124L125 232V230H127L128 228L126 227L127 226V224H129L130 222H131V220L130 219H133V220H137L136 218H134V216H132L130 213H132V211ZM135 210V209H134ZM137 210V209H136ZM252 210V209H251ZM263 210V209H262ZM48 211L50 212V210L48 209ZM143 211H144V209H143ZM140 212V214H142V213H144V212ZM151 211V210H150ZM156 211H158V210H156ZM161 211V210H160ZM243 210H241V212H242ZM264 211V210H263ZM44 212V211H43ZM60 212V211H59ZM62 212V214H63V217H64V213H63V211H61ZM61 212L60 213H58V217H59V214H61ZM67 212V214H69V212L70 211H66ZM72 212H70V214L72 213ZM135 212V211H134ZM136 212H138V211H136ZM149 212V211H148ZM192 212V211H191ZM45 213V212H44ZM57 213V212H56ZM55 213V214H56ZM79 213H82L81 215L79 214ZM111 213V212H110ZM195 213V212H194ZM238 213V212H237ZM54 214V215H55ZM69 214V215H70ZM147 214V213H146ZM146 214H144V216L146 215ZM189 214V213H188ZM12 215V216H11ZM54 215L52 214V217H53V219L52 220H49L50 222L51 221H54L56 218L54 217ZM68 215V216H69ZM139 215V214H138ZM148 215V214H147ZM146 215V216H147ZM154 215V214H153ZM235 215V214H234ZM234 215H233V217H234ZM46 216V217H45ZM56 216H57V214H56ZM67 216V217H68ZM131 216L133 217V218H131ZM140 216V215H139ZM144 216H142L143 217V220H140V222L138 223V226H139V224L140 225H144L143 226V230H142V232H140L139 231V229H138V232H140L141 233V237H143V236H149V234H150V232H149V230H151L150 228H149V224L147 223V220H145V218H144ZM49 217H51V215L49 216ZM51 217V218H52ZM138 217V216H137ZM150 218L151 217H153V216H149ZM261 217V216H260ZM262 217H264V215L262 216ZM50 218V219H51ZM61 217H59V219H60ZM71 218V217H70ZM69 218V219H70ZM194 218V219H193ZM222 218V217H221ZM220 218V219H221ZM237 218V217H236ZM6 219H8V221L6 220ZM49 219V218H48ZM61 219H63V218H61ZM61 219H60V222H61ZM217 219V220H216ZM226 219V218H225ZM231 219V218H230ZM57 220H58V218H57ZM56 220V221H57ZM65 220H67V218H65ZM70 220H75V219H70ZM128 220H130V222L129 223H127L128 222ZM150 220H152V219H150ZM232 220V219H231ZM230 220V221H231ZM48 221V224H47V226L49 225V228L50 229H52L53 228V226L54 225H52V224H49L50 222ZM64 221V219L62 220V222ZM71 221V222H72ZM76 221V220H75ZM222 221H224V220H222ZM226 221V220H225ZM228 221H229V219H228ZM3 222V223H2ZM58 223H59V221H57ZM62 222L60 223L61 225H62ZM67 222V221H66ZM65 222V223H66ZM134 222V221H133ZM182 222V221H181ZM189 222V221H188ZM193 222V223H192ZM221 222V221H220ZM57 223V224H58ZM73 224L75 223V222H72ZM72 223H68V224H66V225H68V228L69 227H72ZM150 223H151V221H150ZM222 223V222H221ZM255 223V222H254ZM56 224V223H55ZM131 224V223H130ZM157 224V223H156ZM160 224V223H159ZM161 224H162V222H161ZM166 224H167V221H166ZM169 224V223H168ZM185 224V223H184ZM237 224H239V223H237ZM52 225V228L50 227ZM59 225V224H58ZM165 225V224H164ZM170 225V224H169ZM226 225V224H225ZM227 225H228V222H227ZM230 225H232V224H230ZM249 224H247V226H248ZM46 226V225H45ZM47 226H46V228H47ZM56 226V225H55ZM60 226V225H59ZM63 226H64V222H63ZM74 226H76V225H74ZM73 226V227H74ZM78 226V225H77ZM204 226V227H205ZM61 227V226H60ZM165 227H167V226H165ZM203 227V228H204ZM224 227V226H223ZM227 227V226H226ZM229 227V226H228ZM240 227V226H239ZM30 229V231H29V233L31 234V236H29V233H28V231H26L27 229ZM45 228V227H44ZM58 228V227H57ZM66 228H67V226H66ZM65 228V231L66 230H68V229H66ZM75 228V227H74ZM135 228V227H134ZM133 228V229H134ZM136 228H137V226H136ZM152 228V227H151ZM169 228V227H168ZM182 228V227H181ZM180 228V229H181ZM230 228H232V227H230ZM255 228H256V226H255ZM254 228V226H253V228H251V229H255ZM48 229V228H47ZM58 229H60V228H58ZM62 229H63V227H62ZM170 229V228H169ZM202 229V228H201ZM200 229V230H201ZM221 229V228H220ZM224 229V228H223ZM233 229H236L237 231H239L238 230V228H236V224H235V228H233ZM239 229H241V228H239ZM244 229V228H243ZM249 229V228H248ZM247 229V230H248ZM16 230V231H15ZM64 230V229H63ZM70 230H71V228H70ZM72 230H73V228H72ZM136 230V229H135ZM153 230V229H152ZM177 230H179V228L177 229ZM176 230V231H177ZM199 230V229H198ZM216 230V229H215ZM227 230V229H226ZM256 230V229H255ZM263 230V229H262ZM41 231H44V233H40ZM75 231H76V229H75ZM78 231H80V230H77V233H78ZM80 231V232H81ZM132 231V230H131ZM167 231V230H166ZM169 231V230H168ZM192 231V232H191ZM203 231H206L205 229L203 230ZM211 231V230H210ZM231 231V230H230ZM243 231V230H242ZM244 231L246 232V229H244ZM60 232V231H59ZM64 232V231H63ZM68 232H69V230L68 231H66V233L67 234H65V232L64 233H62L63 235H61V234H59V237L60 236H62L63 237V242L62 241H60L61 243H62V245H64V243H65V241L66 240H69V241H71V243L73 244L74 242H77V241H79V237L77 238L75 235V233H73V234H75V235H73L72 234V232H71V234L74 236V242H73V240H71V238L73 237V236H71L70 235V232H69V234H68ZM73 232H74V230H73ZM113 232H115V233H113ZM135 233V234H138L139 235V233ZM154 232H155V230H154ZM153 232V233H154ZM170 232V231H169ZM197 232V231H196ZM200 232V231H199ZM199 232H198V234H199ZM208 232V231H207ZM225 232V231H224ZM263 232V231H262ZM47 233V234H46ZM61 233V232H60ZM171 233V232H170ZM189 233V236L191 237L192 235ZM202 232H200V234H201ZM204 233V232H203ZM202 233V234H203ZM209 233V232H208ZM214 233H217L216 235H219L218 233H220V232H214ZM243 233V232H242ZM253 233V232H252ZM255 233V232H254ZM79 235H80V233H78ZM77 234V235H78ZM109 235L108 236H106L107 238L109 237L110 238V236H112V235H110V233H108ZM114 234H115V236H114ZM134 234V233H133ZM224 234V233H223ZM227 234V233H226ZM235 234V233H234ZM17 235V234H16ZM55 235V234H54ZM52 236V238L51 239H53V237L54 238H56L57 237V235L56 236ZM137 235V236H138ZM166 235V234H165ZM214 235V234H213ZM221 235V234H220ZM237 235V234H236ZM247 235V234H246ZM258 235H259V232H258ZM260 235H263V234H260ZM260 235L258 236V237H260ZM82 236V235H81ZM127 236V235H126ZM125 236V238H128V236L126 237ZM152 236V235H151ZM159 236H160V234H159ZM164 236V234L161 236V237H163ZM167 236H168V234H167ZM173 236V235H172ZM177 236V235H176ZM188 236V237H189ZM194 236H195V232H194ZM206 236V235H205ZM208 236V235H207ZM251 236V235H250ZM15 237V238H14ZM58 237V238H59ZM77 238V240H75L76 238ZM113 237L111 238L112 240H113ZM138 237H140V236H138ZM154 237H155V235H154ZM153 237V238H154ZM198 237H201V235L200 236H198ZM212 237V235L210 236V238ZM219 237V242H220V236H218ZM231 237H232V235H231ZM234 237V236H233ZM11 238V237H10ZM58 238H56V241L55 242H57V240H60V239H58ZM61 238V237H60ZM90 238H89V241H91L90 240ZM102 238H103V236H102ZM102 238H100V240L102 239ZM106 238V239H107ZM109 238H108V240H109ZM130 238V237H129ZM152 238V237H151ZM150 238V239H151ZM167 238V237H166ZM194 238V237H193ZM203 238V237H202ZM202 238H200V239H202ZM225 238V237H224ZM246 238V237H245ZM104 239H105V237H104ZM110 239V240H111ZM122 239V238H121ZM134 239V238H133ZM133 239H130V241H131V243H132V240ZM157 239V238H156ZM162 240H163V238H161ZM170 239V238H169ZM195 239V238H194ZM204 239H206V238H204ZM232 239V238H231ZM237 239V238H236ZM48 240V239H47ZM55 240V239H54ZM96 240V239H95ZM94 240V241H95ZM127 240V239H126ZM136 240V239H135ZM141 240H142V238H141ZM153 240V239H152ZM152 240H150V241H152ZM159 240V239H158ZM162 240H160V241H162ZM175 240V239H174ZM193 240V239H192ZM203 240V239H202ZM207 241H208V239H206ZM234 240V239H233ZM82 241V240H81ZM93 241V242H94ZM107 241V240H106ZM115 241V240H114ZM155 241V240H154ZM153 241V242H154ZM158 242V243H162V242ZM168 241V240H167ZM170 241V240H169ZM188 241V240H187ZM191 241V240H190ZM235 241V240H234ZM49 242H52L51 240L49 241ZM49 242H47V243H49ZM59 242V241H58ZM57 242V243H58ZM59 242V243H60ZM96 242H98V241H96ZM95 242V243H96ZM101 242H104V241H101ZM120 242V241H119ZM124 242V241H123ZM122 242V243H123ZM152 242V243H153ZM157 242V241H156ZM166 242V241H165ZM171 242H172V240L169 242V244H171ZM193 242V241H192ZM199 242V241H198ZM204 242V241H203ZM224 242V241H223ZM249 242V241H248ZM54 243V242H53ZM57 243H54V245L55 244H57ZM70 243V244H71ZM77 243H80V241L79 242H77ZM91 243H92V241H91ZM100 243V242H99ZM114 243V242H113ZM118 243V242H117ZM117 243H114V244H117ZM121 243V244H122ZM126 243V242H125ZM125 243H123L124 245H125ZM130 243V242H129ZM135 243V242H134ZM167 243V242H166ZM175 243V242H174ZM173 243V244H174ZM188 243V242H187ZM194 243H197V242H194ZM201 243V242H200ZM222 243V242H221ZM232 243V242H231ZM247 243V242H246ZM250 243V242H249ZM50 244V243H49ZM66 244V243H65ZM67 244H68V241H67ZM66 244V245H67ZM75 244V243H74ZM90 244V243H89ZM89 244H86V245H89ZM105 244H106V248L105 249H107V243L105 242L103 245H104V247H105ZM109 244V243H108ZM148 244V243H147ZM150 244V243H149ZM148 244V245H149ZM155 244V243H154ZM157 244V243H156ZM225 244H227V243H225ZM233 244V243H232ZM231 244V245H232ZM1 245V246H2ZM51 245V244H50ZM58 245V244H57ZM61 244L59 245V246H62ZM69 245V244H68ZM91 245V244H90ZM89 245V246H90ZM93 245H94V243H93ZM99 245V244H98ZM97 245V246H98ZM101 245V244H100ZM99 245V246H100ZM143 245V246H142ZM159 244H157V246H158ZM172 245V244H171ZM175 245V244H174ZM215 245H217L218 246V243H216ZM237 245V244H236ZM245 245V244H244ZM248 245V244H247ZM46 246V245H45ZM71 246V247H70ZM70 246H68V247H70L69 249L67 248V247H65V248H62L60 251L61 252H63V250L65 251V253L66 252H69V253H73V249H74V251L75 252H77V248L79 247L78 246V244L76 245H70ZM75 246V247H74ZM88 246V247H89ZM95 246V245H94ZM93 246V247H94ZM110 246V245H109ZM168 246V245H167ZM204 246V245H203ZM202 246V247H203ZM226 246V245H225ZM228 246V245H227ZM226 246V247H227ZM51 247V246H50ZM52 247H53V244H52ZM51 247V248H52ZM58 247V246H57ZM73 247V248H72ZM92 247V246H91ZM100 247H103V246H100ZM103 247V248H104ZM115 248H116V246H114ZM113 247V248H114ZM124 247V246H123ZM125 247H127V245L125 246ZM124 247V248H125ZM130 247V246H129ZM146 247V246H145ZM154 248L153 249H155V250H159V249H156L155 248V246H153ZM161 247V246H160ZM169 247V246H168ZM171 247V246H170ZM196 247V246H195ZM216 247V246H215ZM215 247H213V248H215ZM234 247V246H233ZM244 247V246H243ZM250 247V246H249ZM56 248V247H55ZM82 248V247H81ZM80 248V249H81ZM84 248H87V247H84ZM111 248V247H110ZM109 247H108V249L109 250H111ZM114 248V249H115ZM121 248V247H120ZM119 248V249H120ZM131 248H133V247H131ZM148 248V247H147ZM151 248V247H150ZM157 248H159V247H157ZM162 248H164V247H162ZM166 248V247H165ZM164 248V249H165ZM201 248V247H200ZM199 248V249H200ZM212 248V247H211ZM228 248H230V247H228ZM231 248H232V246H231ZM238 248H240V247H238ZM237 248V249H238ZM53 249V248H52ZM59 249V248H58ZM79 249V248H78ZM79 249V250H80ZM89 249H91V248H89ZM97 249V250H96ZM98 249H100L99 247L97 248H95V250L93 249V253L91 252V250H89V252H91L90 254V256H87V257H89L88 259H86L85 257V255L84 254H81V255H84L83 257H84V259H82V256L80 257V259H82L83 260V262L82 263H80V264H95L99 259H98V257L100 256V255H102V253L100 252V254L98 253L99 251H98ZM107 249V250H108ZM113 249V250H114ZM117 250H116V253H115V255H118V257H119V254H117V251H118V247L116 248ZM129 249V248H128ZM168 249V248H167ZM166 249V250H167ZM215 249H217V247L215 248ZM223 249H225V248H223ZM222 249V250H223ZM236 249V250H237ZM244 249V248H243ZM1 249H0V251H2ZM54 250V249H53ZM66 250H68V251H66ZM78 250V251H79ZM87 250V249H86ZM85 250V251H86ZM122 250H124V249H121L120 251L121 252H123ZM126 250V249H125ZM130 250V249H129ZM132 250V249H131ZM165 250V251H166ZM28 251V252H27ZM95 251L97 252V253H95ZM100 251H105L104 249H100ZM112 251V250H111ZM128 251V250H127ZM162 251H163V249H162ZM213 251V250H212ZM231 250H229V252H230ZM57 251H56V249H55V252L54 253H56ZM74 252V253H75ZM134 252H130V253H134ZM168 252V251H167ZM188 252V251H187ZM203 252V251H202ZM215 252V251H214ZM226 252V251H225ZM232 252V251H231ZM0 253H2V252H0ZM25 253H29L28 254V256H27V254H25ZM54 253H52L53 255H54ZM81 253V252H80ZM83 253H84V251H83ZM86 253H88V252H86ZM106 253H107V251H106ZM105 253V254H106ZM109 253H110V251H109ZM124 253V252H123ZM125 253H127V252H125ZM130 253H127L129 256H130ZM158 254H159V252H157ZM188 253H191L190 251L188 252ZM197 253V252H196ZM201 253V252H200ZM199 253V254H200ZM207 253H208V251H207ZM217 253H219V252H217ZM216 253V254H217ZM228 253V252H227ZM46 254V253H45ZM52 254L50 255V257L52 256ZM59 255H60V252L58 253ZM57 254V255H58ZM68 254V253H67ZM77 254H79V252L77 253ZM76 254V255H77ZM95 254H98L97 256L98 257H96L95 256ZM122 254V253H121ZM187 254V253H186ZM222 254V253H221ZM220 254V255H221ZM231 254V253H230ZM229 254V255H230ZM26 255V256H25ZM41 255V254H40ZM47 256H49L48 254H46ZM56 255V257H59V256H57ZM63 255V254H62ZM62 255H60V258H61V256ZM65 255V254H64ZM63 255V256H64ZM71 255V254H70ZM87 255V254H86ZM94 255V256H93ZM109 255V254H108ZM112 255H114V254H112ZM132 255H135V254H132ZM137 255V256H138ZM189 255H191V254H189ZM189 255H188V257H189ZM227 255V257L229 256L228 254H225V255H223V256H226ZM237 255V254H236ZM245 255V254H244ZM9 256V258H10V255H8ZM8 256L6 257V258H8ZM11 256V257H12ZM45 256V255H44ZM43 256V257H44ZM72 256V255H71ZM78 256V255H77ZM125 256V255H124ZM156 256H157V254H156ZM195 256H197L198 257V255H196L195 254ZM199 256H201L202 258H203V256H202V253L199 255ZM216 256V255H215ZM1 257V256H0ZM3 257V256H2ZM1 257V258H2ZM37 257H39V256H36V258ZM43 257H42V259H43ZM66 257V256H65ZM79 257V256H78ZM78 257H76V258H78ZM97 258L98 260L96 261V259L95 258ZM109 257V256H108ZM126 257H128L127 255H126ZM136 257V256H135ZM204 257H205V255H204ZM207 257V256H206ZM236 257V256H235ZM234 257V258H235ZM4 258H5V255H4ZM5 258V259H6ZM6 259V260H8V261H6L7 263L10 261V259ZM29 258V259H30ZM41 258V257H40ZM48 258V257H47ZM64 258V257H63ZM73 258V257H72ZM99 258H104V257H102V256H100ZM110 258H113L114 260H115V258H116V256H115V258L114 257H110ZM134 258V257H133ZM137 258V257H136ZM186 259L185 260H187V261H189L190 263L195 259H193L192 260V256H191V260H188V259H190V257L189 258H187V257H185ZM217 258V257H216ZM218 258H220V257H218ZM39 259V258H38ZM37 259V260H38ZM45 259V258H44ZM62 259V258H61ZM69 259L70 260H68V258L66 259V260H68V262L69 261H71L72 259L69 257ZM86 259V260H85ZM120 259V258H119ZM124 259H126V258H124ZM124 259H122V261L124 260ZM139 259H138V261H139ZM214 259V258H213ZM213 259H212V261H213ZM222 259H224V258H222ZM229 259H231V258H229ZM236 259V258H235ZM245 259V258H244ZM3 260V259H2ZM36 260V261H37ZM51 260V259H50ZM64 260V259H63ZM74 260H76L75 258H74ZM85 260V261H84ZM129 260H130V258H129ZM137 260V259H136ZM239 260V259H238ZM5 261V260H4ZM42 260H40V262H41ZM48 261V263H49V260H47ZM53 261V260H52ZM52 261H51V263H52ZM77 261V260H76ZM104 261V260H103ZM111 261V260H110ZM110 261H108V262H110ZM115 261H117V259L115 260ZM115 261H113V262H115ZM121 261V260H120ZM125 261H127V260H125ZM123 262L124 264L126 263V262ZM183 261H184V259H183ZM198 261H202L201 259L200 260H198ZM221 261V260H220ZM223 261V260H222ZM230 261V260H229ZM232 261H234V260H232ZM1 262V261H0ZM12 262V261H11ZM11 262H9V263H11ZM62 262V261H61ZM74 262V261H73ZM107 262V259L104 261V263H106ZM108 262H107V264H108ZM129 262V264H132V263H130V261H128ZM185 262V261H184ZM216 262H218V261H216ZM244 262V261H243ZM246 262V261H245ZM47 263V264H48ZM54 263V262H53ZM64 263V262H63ZM62 263V264H63ZM101 264L102 263V261L101 262H99L98 261V263L97 264ZM119 263V262H118ZM135 263H138V262H134V264ZM181 263H183V262H181ZM188 263V262H187ZM199 263V262H198ZM211 263H214V262H211ZM219 263V262H218ZM222 263V262H221ZM226 264L227 262H224L223 261V264ZM1 264V263H0ZM2 264H3V262H2ZM14 264V263H13ZM28 264H31V263H28ZM46 264V263H45ZM55 264H56V262H55ZM57 264H58V262H57ZM66 264V263H65ZM72 264H74V263H72ZM77 264H79V263H77ZM110 264V263H109ZM115 264V263H114ZM127 264V263H126ZM141 264V263H140ZM178 264H180V262H178ZM244 264V263H243Z\"/></svg>", "mask_w": 264, "mask_h": 264}, {"label": "clouds", "instance_id": "9594fccd", "mask_svg": "<svg viewBox=\"0 0 264 264\" xmlns=\"http://www.w3.org/2000/svg\"><path fill=\"white\" fill-rule=\"evenodd\" d=\"M163 17L166 21V27L169 33L170 51L174 57L173 67L176 73L172 77L173 92L168 97L171 107L170 121L180 132L183 125V117L196 113L198 118V126L196 129L203 130L207 122L205 110L206 105L202 103L205 96V87L200 83L199 77L203 74L204 50L200 40L194 35L193 21L194 9L188 0H160ZM179 6L178 10L175 6ZM176 23L181 30L182 36L179 40L181 48L185 46L186 54L184 55V69L177 68L176 47L177 44L173 38V28L171 25ZM195 73L193 75L192 73ZM190 81V83H185ZM235 115V113H233ZM195 123V121H194ZM134 264V261L132 262Z\"/></svg>", "mask_w": 264, "mask_h": 264}, {"label": "trees", "instance_id": "16d2710c", "mask_svg": "<svg viewBox=\"0 0 264 264\" xmlns=\"http://www.w3.org/2000/svg\"><path fill=\"white\" fill-rule=\"evenodd\" d=\"M243 84L242 87L234 85L237 94L241 93L240 99L244 102L245 108H256L261 96L264 94V63L257 70L251 67ZM231 100H234V95H232Z\"/></svg>", "mask_w": 264, "mask_h": 264}, {"label": "water", "instance_id": "95a60500", "mask_svg": "<svg viewBox=\"0 0 264 264\" xmlns=\"http://www.w3.org/2000/svg\"><path fill=\"white\" fill-rule=\"evenodd\" d=\"M264 136V134H262V135H260L259 137H257V138H255V139H253V138H241V137H238V140H236L237 142H240V141H242V142H246V143H248L247 145H249L250 143H252V141L253 142H257L258 140H260L262 137ZM243 148V147H242ZM243 149H245V148H243Z\"/></svg>", "mask_w": 264, "mask_h": 264}]
</instances>
